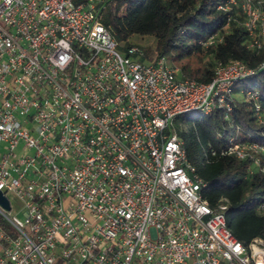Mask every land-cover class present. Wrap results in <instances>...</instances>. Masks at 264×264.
<instances>
[{
    "label": "built area",
    "instance_id": "built-area-1",
    "mask_svg": "<svg viewBox=\"0 0 264 264\" xmlns=\"http://www.w3.org/2000/svg\"><path fill=\"white\" fill-rule=\"evenodd\" d=\"M102 2L0 0V264H264V238L229 227L228 198L214 208L202 196L175 127L231 109L255 70L234 59L199 81L138 45L122 51ZM219 8L264 47V0ZM220 153L258 162L264 146Z\"/></svg>",
    "mask_w": 264,
    "mask_h": 264
},
{
    "label": "trees",
    "instance_id": "trees-1",
    "mask_svg": "<svg viewBox=\"0 0 264 264\" xmlns=\"http://www.w3.org/2000/svg\"><path fill=\"white\" fill-rule=\"evenodd\" d=\"M223 1L103 0L101 20L125 52L137 45L131 41L133 35H153V51L138 45L142 58L165 57L186 77L209 81L217 63L234 59L255 70L235 82L231 109L204 112L206 119L180 133L189 160L206 182L202 196L214 208L228 198V225L239 240L249 243L254 237L264 238V154H258L256 162L220 150L233 142L264 146V47L250 46L248 30L219 8ZM212 36L221 40L207 44ZM212 149L218 152L213 154Z\"/></svg>",
    "mask_w": 264,
    "mask_h": 264
},
{
    "label": "rangeland",
    "instance_id": "rangeland-1",
    "mask_svg": "<svg viewBox=\"0 0 264 264\" xmlns=\"http://www.w3.org/2000/svg\"><path fill=\"white\" fill-rule=\"evenodd\" d=\"M78 1V0H76ZM131 41L137 45L147 48L150 51H153L156 47V38L153 35H138L135 34L132 36ZM240 95V94H238ZM198 119H206L204 112L197 110L187 113L185 116L180 115L175 120V127L179 133L183 129H189Z\"/></svg>",
    "mask_w": 264,
    "mask_h": 264
},
{
    "label": "water",
    "instance_id": "water-1",
    "mask_svg": "<svg viewBox=\"0 0 264 264\" xmlns=\"http://www.w3.org/2000/svg\"><path fill=\"white\" fill-rule=\"evenodd\" d=\"M0 203L3 204L5 207L9 208V200L7 197L4 195L3 191L0 190Z\"/></svg>",
    "mask_w": 264,
    "mask_h": 264
}]
</instances>
